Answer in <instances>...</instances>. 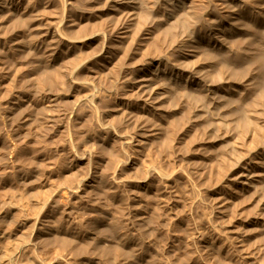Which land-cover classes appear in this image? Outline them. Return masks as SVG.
Listing matches in <instances>:
<instances>
[{
  "label": "rangeland",
  "instance_id": "rangeland-1",
  "mask_svg": "<svg viewBox=\"0 0 264 264\" xmlns=\"http://www.w3.org/2000/svg\"><path fill=\"white\" fill-rule=\"evenodd\" d=\"M120 1L0 0V256L264 264V0Z\"/></svg>",
  "mask_w": 264,
  "mask_h": 264
},
{
  "label": "bare ground",
  "instance_id": "bare-ground-1",
  "mask_svg": "<svg viewBox=\"0 0 264 264\" xmlns=\"http://www.w3.org/2000/svg\"><path fill=\"white\" fill-rule=\"evenodd\" d=\"M114 1H116V0H114ZM118 1H120V0H118ZM121 1H123V0H121ZM120 1V2H121ZM125 1V3L126 4H130L131 6H130V9H131V15H134V14H136V10L138 9L137 8V3H136V1H134V0H124ZM125 12H127V11H125ZM128 14H129V12H128ZM130 16V15H129ZM135 16V15H134ZM131 18V17H130ZM132 19V18H131ZM47 28V27H46ZM51 28V27H50ZM49 30V29H48ZM52 30V29H51ZM50 31V30H49ZM56 31H58V30H56ZM123 32V31H122ZM125 32V31H124ZM45 34H46V32H45ZM53 35V34H52ZM53 37H55V36H53ZM53 37H51V38H53ZM55 38H53V40H54ZM18 40V39H17ZM11 41V40H10ZM74 41V40H73ZM23 41L21 40L20 42H16V43H14V45H15V47L17 48V49H19V50H21V49H24L23 48V43H22ZM53 42V41H52ZM26 43V42H25ZM77 43V42H76ZM54 44V43H53ZM7 45V44H6ZM6 45H3V46H6ZM27 45H29V44H27ZM1 46V45H0ZM11 46V45H10ZM31 46V45H30ZM53 46V45H52ZM69 47H70V44L68 45ZM56 48H58L57 47V45L55 46ZM55 47H54V49H55ZM69 47L67 48V49H69ZM77 47V46H76ZM2 48H4V47H2ZM12 48V47H11ZM27 48V47H26ZM29 48H31V47H29ZM35 48V47H34ZM52 48V47H51ZM73 48H75V46L73 47ZM2 50V49H1ZM51 50V49H50ZM28 51H29V49H28ZM32 52H34L35 51V49H34V51H33V49L31 50ZM37 51V50H36ZM74 51V50H73ZM30 53V55H32V53L31 52H29ZM53 53H54V51H53ZM74 53V52H73ZM34 54H35V52H34ZM50 54H52V53H50ZM37 55V54H36ZM109 55V54H108ZM50 56V55H49ZM35 57V56H34ZM71 59V58H70ZM105 59V58H104ZM46 60V59H45ZM44 60V61H45ZM77 60V58H76V56L74 57V56H72V60H71V64L74 62V61H76ZM81 61V60H80ZM37 62V61H36ZM36 62H34V63H36ZM47 62V61H46ZM86 62V61H85ZM38 63H39V61H38ZM44 64H45V62H43ZM70 63V62H69ZM68 63V64H69ZM78 63H80L79 61H78ZM81 63H83V62H81ZM75 64V63H74ZM86 64V63H85ZM81 65V64H80ZM111 65V64H110ZM47 66V65H46ZM66 66H71V65H66ZM53 67V66H52ZM63 67H64V65H63ZM83 67H85V66H83ZM58 68H61V67H58ZM65 68V67H64ZM55 69H56V67H55ZM54 69V70H55ZM62 69V68H61ZM51 71H52V69H50ZM59 70V69H58ZM62 71H64V69L62 70ZM67 71V70H66ZM53 72V71H52ZM52 72H50V73H52ZM61 72V71H60ZM55 73H56V70H55ZM63 73V72H62ZM66 73V72H65ZM52 74H54V73H52ZM56 75H58V72L56 73ZM50 76H51V74H50ZM55 76V75H54ZM53 75H52V77H54ZM60 76H64V75H60ZM52 77H50V78H52ZM57 77V76H56ZM56 77H55V79H56ZM58 77H59V75H58ZM65 77V76H64ZM71 77V76H70ZM145 77V76H144ZM144 77H142V78H140V82L141 83H143V86H142V88L144 89V88H147V86L149 85V84H147L149 81H150V79L149 78H144ZM62 79H63V77H61ZM54 79V80H55ZM58 79V78H57ZM67 79H69V78H67ZM53 80V79H52ZM52 80H49V82H51ZM53 80V81H54ZM66 79L64 78V81H65ZM61 81H63V80H60V82ZM59 82V81H58ZM57 82V83H58ZM79 84V83H78ZM81 84V83H80ZM83 85H84V83H83ZM86 86H87V84H86ZM122 107V106H121ZM127 107V106H126ZM119 110H121L122 111V113H121V115H124V113H126L127 112V108H120L119 107ZM128 113V112H127ZM126 113V114H127ZM138 114V113H137ZM126 116V115H125ZM140 115H135L134 117L135 118H132V119H130V121H131V124L133 123V125L134 126H137L140 122V120L139 119H142V117L140 118L139 117ZM142 116V115H141ZM139 118V119H138ZM126 119H128V118H126ZM129 121V120H128ZM129 121V122H130ZM139 122V123H138ZM142 123V122H141ZM159 127V126H158ZM161 128V127H160ZM170 140V139H169ZM171 142V141H170ZM169 142V143H170ZM229 143V145L230 144H232V143H230V141L228 142ZM227 143V144H228ZM234 146L235 145H233L232 146V148H234ZM239 149V151H240V148H238ZM231 150V149H230ZM235 150V149H234ZM237 151V150H236ZM235 151V152H236ZM264 151V150H263ZM262 151V152H263ZM236 153H238V152H236ZM262 154V153H261ZM237 155H239V153L237 154ZM263 156V155H262ZM242 159H240V161H241ZM244 161V160H243ZM242 162V161H241ZM242 166V168H241V173H240V175H241V177H243V178H245V180L246 181H244L245 183L244 184H248L249 182H250V180H252V178L253 177H258V175L257 176H253V174H252V172L250 171V168H247L246 166H243V165H241ZM257 173V172H256ZM255 173V174H256ZM254 174V175H255ZM260 174V173H259ZM261 176V175H260ZM254 180V179H253ZM250 185V184H249ZM141 218V217H140ZM142 219V218H141ZM40 223V222H39ZM36 224V223H35ZM34 224V225H35ZM34 225H33V228H34ZM41 225V224H40ZM36 226V225H35ZM39 226V225H38ZM42 226H45V225H42ZM41 226V227H42ZM47 226V225H46ZM39 228V229H37V231H35V232H33L32 234H31V236H32V239H33V241H35V243L34 244H38V243H45V242H50L51 240H56L57 239V237H56V235L55 234H57V233H55L54 234V231L56 230H54L53 231V229L52 228H50L49 226L48 227H42V228ZM32 228V229H33ZM35 229V228H34ZM33 229V230H34ZM59 231V230H58ZM29 234V233H28ZM24 235H26V234H24ZM9 236V235H8ZM11 236V235H10ZM21 236H22V234H21ZM21 236H17V237H19V239L21 240V238H23V237H21ZM29 235H27V238H29L28 237ZM6 237V236H5ZM56 237V238H55ZM62 236H60V238H61ZM8 238V237H7ZM25 238H26V236H25ZM25 238H23V239H25ZM58 239V240H61V239ZM124 238V237H123ZM17 238H15L14 237V242H12L11 241V243H15V240H16ZM31 239V238H30ZM11 240H13V239H11ZM118 240H120V239H118ZM126 240V239H125ZM125 240H124V242H125ZM9 241H10V239H9ZM26 241H28V240H26ZM63 243H68V240H66V239H63V237H62V240H61ZM121 241V240H120ZM123 241V240H122ZM119 242V241H118ZM130 242V241H129ZM10 242H8V244H9ZM10 243V244H11ZM97 243V242H96ZM126 243V242H125ZM9 244V245H10ZM13 244H11V245H13ZM27 242H25V240H24V242L23 241H19L18 239H17V242L14 244V246L12 247L13 249H11V250H9L8 249V251H6V253L5 254H3V256L1 255L0 256V264H10V255H13L12 254V252H13V250H14V248L16 249V248H20L21 247V249H22V246H27ZM30 245H31V243H29ZM46 244H48V243H46ZM100 244V243H99ZM135 244V243H134ZM95 245V244H94ZM98 245V244H97ZM97 245H95V246H97ZM120 247H121V244H118ZM29 246V245H28ZM124 246V245H123ZM123 246H122V248H123ZM127 246V245H126ZM133 246V245H132ZM98 247H100V246H98ZM119 247V248H120ZM128 247V246H127ZM130 247H131V245H130ZM23 248H25V247H23ZM26 248H28V247H26ZM122 248L120 249V250H122ZM125 248V247H124ZM133 248H134V246H133ZM115 249V248H114ZM129 249H131V248H129ZM7 250V249H6ZM18 250H20V249H18ZM18 250H16V251H18ZM103 250V249H102ZM101 250V251H102ZM135 250V249H134ZM137 250V249H136ZM15 251V252H16ZM105 251H106V249H105ZM116 251H118L119 252V249L118 250H116ZM124 251V250H123ZM129 251V250H128ZM103 252H104V250H103ZM120 254H127V251L125 250V253H121V251L119 252ZM15 255V254H14ZM17 255V254H16ZM18 256V255H17ZM12 262V261H11Z\"/></svg>",
  "mask_w": 264,
  "mask_h": 264
}]
</instances>
